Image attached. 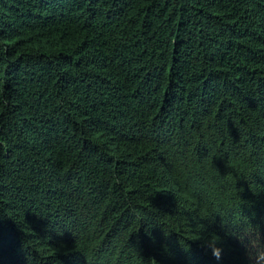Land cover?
Segmentation results:
<instances>
[{
  "label": "trees",
  "instance_id": "16d2710c",
  "mask_svg": "<svg viewBox=\"0 0 264 264\" xmlns=\"http://www.w3.org/2000/svg\"><path fill=\"white\" fill-rule=\"evenodd\" d=\"M258 242L264 0H0V264Z\"/></svg>",
  "mask_w": 264,
  "mask_h": 264
},
{
  "label": "clouds",
  "instance_id": "9594fccd",
  "mask_svg": "<svg viewBox=\"0 0 264 264\" xmlns=\"http://www.w3.org/2000/svg\"><path fill=\"white\" fill-rule=\"evenodd\" d=\"M244 237H241L243 239ZM220 238L212 235L210 239L206 240V247L211 249L213 257L219 261L222 258L223 249L218 246ZM187 250V249H186ZM252 264H264V243L258 242L255 246V251L250 255Z\"/></svg>",
  "mask_w": 264,
  "mask_h": 264
}]
</instances>
